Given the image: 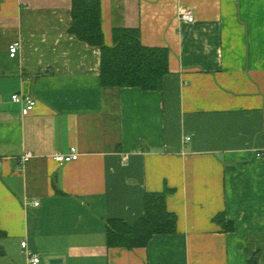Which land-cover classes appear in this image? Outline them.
Wrapping results in <instances>:
<instances>
[{
  "label": "crops",
  "instance_id": "obj_1",
  "mask_svg": "<svg viewBox=\"0 0 264 264\" xmlns=\"http://www.w3.org/2000/svg\"><path fill=\"white\" fill-rule=\"evenodd\" d=\"M72 3L0 0V264H28L22 240L41 264H264V0H101L108 45L134 27L168 49L158 90L102 84ZM162 191L177 232L110 247L109 219Z\"/></svg>",
  "mask_w": 264,
  "mask_h": 264
},
{
  "label": "trees",
  "instance_id": "obj_2",
  "mask_svg": "<svg viewBox=\"0 0 264 264\" xmlns=\"http://www.w3.org/2000/svg\"><path fill=\"white\" fill-rule=\"evenodd\" d=\"M71 32L101 51V82L106 86L158 90L170 72L166 47H150L141 41L139 28H115L113 44L104 41L101 0H73ZM167 193L147 192L145 214L133 224L109 219L106 242L110 247H147L155 235L177 232V215L167 209ZM222 214L218 216L219 221Z\"/></svg>",
  "mask_w": 264,
  "mask_h": 264
},
{
  "label": "built area",
  "instance_id": "obj_3",
  "mask_svg": "<svg viewBox=\"0 0 264 264\" xmlns=\"http://www.w3.org/2000/svg\"><path fill=\"white\" fill-rule=\"evenodd\" d=\"M180 17L183 20H187L189 22H192L194 20V13L192 10H189L187 8L181 9L180 10ZM21 47L20 41L15 40L13 43H11L10 48H9V53L10 56L14 58V56L17 55L19 49ZM12 101L13 102H18L22 103V114L23 115H28L30 111H32L36 104L37 101L33 96H28L24 95L22 93L16 92L15 94L12 95ZM79 150L77 146H72L68 152H60L56 153L53 155V158L59 163V164H66L68 162H73L74 160H78L80 157ZM30 153H26L23 155L20 160L22 164H25L27 161H29L31 158ZM126 157L124 158V163H126ZM2 168V161L0 160V169ZM33 204L35 206L40 205V201L34 200ZM21 245L23 247V251L26 254V257L28 259V264H41L42 263V258L40 257L38 252L32 251L29 244L27 243V240H22Z\"/></svg>",
  "mask_w": 264,
  "mask_h": 264
}]
</instances>
